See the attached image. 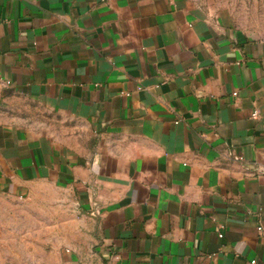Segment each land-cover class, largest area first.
I'll use <instances>...</instances> for the list:
<instances>
[{"label": "crops", "instance_id": "obj_1", "mask_svg": "<svg viewBox=\"0 0 264 264\" xmlns=\"http://www.w3.org/2000/svg\"><path fill=\"white\" fill-rule=\"evenodd\" d=\"M46 187L44 264H264V0H0V194Z\"/></svg>", "mask_w": 264, "mask_h": 264}, {"label": "rangeland", "instance_id": "obj_2", "mask_svg": "<svg viewBox=\"0 0 264 264\" xmlns=\"http://www.w3.org/2000/svg\"><path fill=\"white\" fill-rule=\"evenodd\" d=\"M63 191L46 187L30 198L0 194V264H44L71 233V221L81 219Z\"/></svg>", "mask_w": 264, "mask_h": 264}, {"label": "built area", "instance_id": "obj_3", "mask_svg": "<svg viewBox=\"0 0 264 264\" xmlns=\"http://www.w3.org/2000/svg\"><path fill=\"white\" fill-rule=\"evenodd\" d=\"M91 216H93L94 215V213L92 212L91 214H90ZM261 229L260 228H258V231H260ZM219 238H222V235L220 234L219 236H218ZM255 262H252V264H254Z\"/></svg>", "mask_w": 264, "mask_h": 264}]
</instances>
